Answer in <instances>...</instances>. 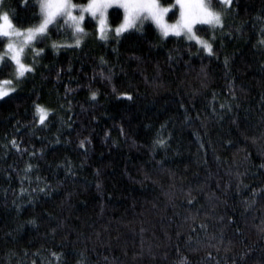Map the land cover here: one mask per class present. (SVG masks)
Listing matches in <instances>:
<instances>
[{"label": "trees", "instance_id": "1", "mask_svg": "<svg viewBox=\"0 0 264 264\" xmlns=\"http://www.w3.org/2000/svg\"><path fill=\"white\" fill-rule=\"evenodd\" d=\"M224 24L197 33L211 56L150 23L105 42L87 18L79 48L36 45L0 100V264H264V0H233Z\"/></svg>", "mask_w": 264, "mask_h": 264}, {"label": "snow or ice", "instance_id": "2", "mask_svg": "<svg viewBox=\"0 0 264 264\" xmlns=\"http://www.w3.org/2000/svg\"><path fill=\"white\" fill-rule=\"evenodd\" d=\"M25 5H31L37 11L33 12L35 23L26 28L17 27L12 20L14 10H6V0H0V44L4 45L0 52V73L5 69L13 68L12 78L0 80V100L16 91V83L21 81L26 74L33 73L35 58L42 56L44 48H37V44L47 45L51 34L63 35L73 43L53 41L50 45L54 52L61 49L79 48L83 37L89 35L84 28L86 18L89 23L94 22L97 38L108 40L107 33L113 32L119 41L125 32L143 30L145 23L155 25L161 39L169 36L183 38L191 46H198V51L203 50L208 55H214L212 43L203 39L197 33L211 29L213 33L223 30L224 14L231 9L233 0H171L164 4L161 0H86L77 3L74 0H23ZM109 9L123 10L121 22L113 28L108 21ZM169 13L175 18L174 23H168ZM119 17V12H116ZM259 19V18H258ZM197 25H207L208 28H197ZM212 39H215L213 35ZM264 44V40L260 41ZM33 54V64L24 62L25 50ZM171 59V57H169ZM107 62L101 57V64ZM225 65L228 59L225 58ZM101 75H103L101 73ZM110 79V76L107 77ZM91 99H96V93L91 94ZM131 100L132 97L128 96ZM224 107V105H221ZM50 112L41 105H35V116L40 125H44ZM17 147L16 141L11 142ZM83 141L81 147H83ZM164 147L166 142L158 139L155 142ZM29 165L26 171L30 172ZM99 187V186H98ZM23 192V189L21 190ZM43 191V189H41ZM35 223V221H29ZM57 261H62L63 254L52 253ZM83 256V253L80 254ZM80 264H84L83 260ZM181 264H187L186 258Z\"/></svg>", "mask_w": 264, "mask_h": 264}, {"label": "rangeland", "instance_id": "3", "mask_svg": "<svg viewBox=\"0 0 264 264\" xmlns=\"http://www.w3.org/2000/svg\"><path fill=\"white\" fill-rule=\"evenodd\" d=\"M162 3V2H161ZM171 13H169V16H170ZM175 22V19L174 20H171L170 18L168 19V23H174ZM199 25H197L198 27ZM116 27V26H115ZM113 27V28H115ZM108 37L110 36H113L115 35L113 32H109L107 33ZM87 36L83 37V39H85ZM203 39L207 40L205 37L201 36ZM32 61H33V54L31 51H29L28 49L25 50V56H24V62L26 64H32Z\"/></svg>", "mask_w": 264, "mask_h": 264}]
</instances>
